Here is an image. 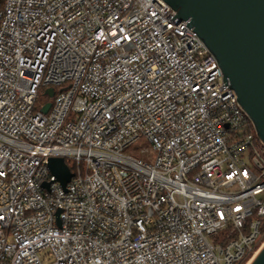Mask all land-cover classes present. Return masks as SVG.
I'll list each match as a JSON object with an SVG mask.
<instances>
[{
  "label": "built area",
  "instance_id": "obj_1",
  "mask_svg": "<svg viewBox=\"0 0 264 264\" xmlns=\"http://www.w3.org/2000/svg\"><path fill=\"white\" fill-rule=\"evenodd\" d=\"M174 14L0 0V264H247L264 243V145ZM140 137L152 160L123 152Z\"/></svg>",
  "mask_w": 264,
  "mask_h": 264
},
{
  "label": "water",
  "instance_id": "obj_2",
  "mask_svg": "<svg viewBox=\"0 0 264 264\" xmlns=\"http://www.w3.org/2000/svg\"><path fill=\"white\" fill-rule=\"evenodd\" d=\"M195 31L215 58L225 86L251 120L264 145V0H163ZM52 95V90L47 91ZM47 103L42 108L46 112ZM47 165L62 187L72 173L62 157ZM47 183L42 186L47 187ZM248 264H264V243Z\"/></svg>",
  "mask_w": 264,
  "mask_h": 264
},
{
  "label": "rangeland",
  "instance_id": "obj_3",
  "mask_svg": "<svg viewBox=\"0 0 264 264\" xmlns=\"http://www.w3.org/2000/svg\"><path fill=\"white\" fill-rule=\"evenodd\" d=\"M50 102L51 99H49L47 96H40L38 97L36 104H38V106L41 108L42 106ZM143 149L146 150L142 151ZM123 152L127 154H132L139 158H146L148 160L153 159V152H151L150 145L144 137H140L139 139L133 141L131 144H129L123 149ZM261 197H264V193L261 195Z\"/></svg>",
  "mask_w": 264,
  "mask_h": 264
},
{
  "label": "trees",
  "instance_id": "obj_4",
  "mask_svg": "<svg viewBox=\"0 0 264 264\" xmlns=\"http://www.w3.org/2000/svg\"><path fill=\"white\" fill-rule=\"evenodd\" d=\"M53 90L55 92H57L59 90V87L58 86H54L53 87ZM46 96L49 98V99H52V96L48 95L47 92H46ZM40 107L38 106V104L35 105V109H39ZM68 164L70 163L68 160L66 161ZM247 258H244L239 264H244V262L246 261Z\"/></svg>",
  "mask_w": 264,
  "mask_h": 264
},
{
  "label": "bare ground",
  "instance_id": "obj_5",
  "mask_svg": "<svg viewBox=\"0 0 264 264\" xmlns=\"http://www.w3.org/2000/svg\"><path fill=\"white\" fill-rule=\"evenodd\" d=\"M249 262H250V261H249ZM249 262H248V263H249Z\"/></svg>",
  "mask_w": 264,
  "mask_h": 264
}]
</instances>
